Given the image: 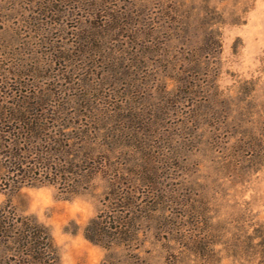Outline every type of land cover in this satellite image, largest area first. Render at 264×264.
<instances>
[{
	"label": "rangeland",
	"instance_id": "374dc122",
	"mask_svg": "<svg viewBox=\"0 0 264 264\" xmlns=\"http://www.w3.org/2000/svg\"><path fill=\"white\" fill-rule=\"evenodd\" d=\"M210 1L224 11L226 20L221 25L216 83L223 95L234 96L253 117L264 120V0ZM206 4L207 0H0V108L15 103L18 90L36 86L47 92L59 86L67 96L84 93V85L90 90L86 102L102 111L100 118L108 119L115 142L109 151L115 156L111 181L100 175L89 190L70 198L51 184L6 188L0 164V206L10 204L48 226L61 264H99L107 257V249L86 238V224L105 208L113 189L146 200L150 183L161 194L176 195L179 204L169 209L178 217L189 214L184 232L188 238L175 245L171 256L164 233L151 226L140 231L141 240L130 254L139 252L150 264H262L257 230L264 226V152L259 158L252 152H223L213 141H224L227 134L214 136L212 128L197 138L183 133L181 116L177 110L168 113L164 103L176 86L172 77L179 70L177 52L184 54L187 48L174 39L165 22L176 26L177 13L191 15ZM189 25L191 41L201 32L198 22L189 19ZM240 85L246 87L243 92ZM69 87L75 90L66 91ZM119 161L125 162L127 175H121ZM119 176L124 178L121 184ZM195 217L200 220L196 235L205 236L207 243L197 255L190 252L189 241Z\"/></svg>",
	"mask_w": 264,
	"mask_h": 264
},
{
	"label": "trees",
	"instance_id": "16d2710c",
	"mask_svg": "<svg viewBox=\"0 0 264 264\" xmlns=\"http://www.w3.org/2000/svg\"><path fill=\"white\" fill-rule=\"evenodd\" d=\"M192 11L191 15L177 13L176 26L167 24L168 21L164 25L174 32V39L187 46L184 54L177 52L179 70L172 77L176 86L164 102L169 106L168 113L177 110L183 133L197 138L205 135L208 128L214 129V136L226 132L224 141L218 137L213 141L223 152H237L238 156L240 152H252V156L259 158L264 152V120L261 116L259 120L253 117L249 108L240 106V100L237 102L234 96L223 95L216 83L222 51L221 25L226 22L224 11H219L210 0L201 11ZM189 19L198 22L196 29L201 32L194 34L191 41L187 40L191 30ZM171 43L170 40L169 47ZM262 69L264 72V66ZM82 86L84 93L67 96L59 86L48 88L47 92L36 86L30 91L18 90L21 94L16 96V102L0 108V164L6 188L51 184L70 198L89 190L100 175L110 179L115 159L113 152H109L115 143L112 131L108 119L100 118L102 111L86 102L90 90ZM245 88L240 85L239 89L243 92ZM69 89L75 90L65 88L68 92ZM75 100L83 103L72 105ZM246 123L251 126L246 128ZM119 127L124 128L122 124ZM118 164L121 175H127L125 162ZM118 179L121 184L124 178ZM150 185L146 200L125 189H113L106 196L105 208L86 224V238L109 251L99 264H150L139 252L130 253L135 252V245L141 240L140 231L151 226L164 233L171 256L176 252L175 245L188 238L184 232L189 214L178 217L169 209L170 204H179L176 195L168 191L161 194L156 184ZM199 224L195 217L191 231L194 235L189 240L190 252L196 255L207 244L205 236L196 235ZM257 231L264 253V226ZM153 239L160 240L156 235ZM0 264H61L49 227L31 215L17 212L10 204L0 206Z\"/></svg>",
	"mask_w": 264,
	"mask_h": 264
}]
</instances>
